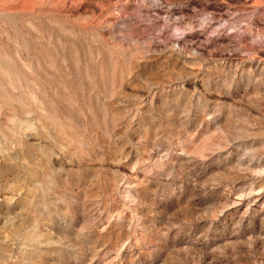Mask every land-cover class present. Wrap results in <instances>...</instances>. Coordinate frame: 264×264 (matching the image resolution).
Returning <instances> with one entry per match:
<instances>
[{
    "label": "rangeland",
    "instance_id": "rangeland-1",
    "mask_svg": "<svg viewBox=\"0 0 264 264\" xmlns=\"http://www.w3.org/2000/svg\"><path fill=\"white\" fill-rule=\"evenodd\" d=\"M0 264H264V0H0Z\"/></svg>",
    "mask_w": 264,
    "mask_h": 264
}]
</instances>
